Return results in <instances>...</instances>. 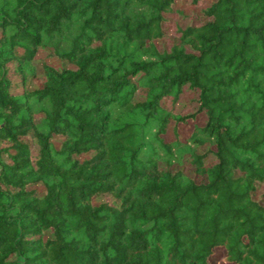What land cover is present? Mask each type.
Returning a JSON list of instances; mask_svg holds the SVG:
<instances>
[{
  "label": "trees",
  "instance_id": "trees-1",
  "mask_svg": "<svg viewBox=\"0 0 264 264\" xmlns=\"http://www.w3.org/2000/svg\"><path fill=\"white\" fill-rule=\"evenodd\" d=\"M260 187L264 0H0V264H264Z\"/></svg>",
  "mask_w": 264,
  "mask_h": 264
},
{
  "label": "rangeland",
  "instance_id": "rangeland-1",
  "mask_svg": "<svg viewBox=\"0 0 264 264\" xmlns=\"http://www.w3.org/2000/svg\"><path fill=\"white\" fill-rule=\"evenodd\" d=\"M181 4L183 7L182 9L184 10L185 13L189 12V11H196L197 9H199V7L190 6V4H188L185 1H182ZM177 22L181 23L182 21L180 22V19H176V17H170L169 21L167 22L166 35L162 39V41L166 45L169 44L172 40H174L175 23H177ZM163 42H160V44L158 46L160 47L162 45L161 43H163ZM43 56H44L43 53H40L38 55V57H43ZM195 98H196L195 92L185 90V91H183V93L180 95L179 99L173 105L168 104V103H166V105L168 107H171L175 113L186 114V113L192 112L195 109V107H196ZM195 121L201 122L202 118L198 117L195 120L189 118L186 120V122L178 124L177 132H178V134H180L182 140L186 139V136H187V134H189L191 127L193 125V122H195ZM173 137H174V135L172 134V131L169 129L165 135V139L166 140H172ZM203 148H199V150H202ZM256 194H257L256 198L264 203V187L258 188ZM100 199L101 200L107 199V197L102 196Z\"/></svg>",
  "mask_w": 264,
  "mask_h": 264
}]
</instances>
